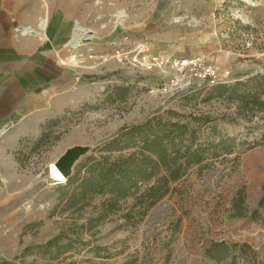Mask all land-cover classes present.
Returning a JSON list of instances; mask_svg holds the SVG:
<instances>
[{"label":"rangeland","instance_id":"obj_1","mask_svg":"<svg viewBox=\"0 0 264 264\" xmlns=\"http://www.w3.org/2000/svg\"><path fill=\"white\" fill-rule=\"evenodd\" d=\"M85 1L91 15L82 26L111 36L112 46L91 59L82 53L77 70L95 76V84L82 88L78 104L39 145V139L24 140L13 153V175L0 179V264H264V210L253 217L264 186V112L240 115L224 99L205 102V93L190 98L208 85L204 70L178 74L162 64L200 57L222 83L262 73L264 0ZM146 57L158 61L149 67ZM115 87L131 93L108 102L112 91H106ZM166 110L177 113L174 121L199 119L195 125L209 118L224 139L235 140L227 144L233 153L194 165L146 211L129 198L98 223L91 220L100 216L104 198L80 210L56 209L65 183L52 179L53 164L75 148H89L74 172L122 127ZM216 242L232 255L208 259Z\"/></svg>","mask_w":264,"mask_h":264},{"label":"trees","instance_id":"obj_2","mask_svg":"<svg viewBox=\"0 0 264 264\" xmlns=\"http://www.w3.org/2000/svg\"><path fill=\"white\" fill-rule=\"evenodd\" d=\"M106 93H109L107 101L115 103L125 100L131 89L115 87ZM203 93L205 102L224 99L236 104L240 115L264 112V71L235 83L203 84L189 97L197 100ZM175 115L177 113L173 110H166L150 116L141 123L122 127L99 144L60 187L56 209L61 207V212L84 209L92 200L101 197L104 198L101 214L91 220L98 223L119 211L120 202L129 198H135L146 211L174 191L173 185L187 176L191 167L202 165L209 157L217 159L224 153H233L231 144L235 140L224 139L218 128L210 124L212 120L209 118H203L204 123L195 125L199 119L174 121ZM60 120H51L44 126L37 145L48 137L47 130L58 126ZM208 130L210 136H207ZM260 210H264V186L257 209L253 212L254 218L259 216ZM238 216L246 215L240 213ZM53 243L50 242L49 247ZM231 255V248L224 242L213 243L206 251L207 258L216 262Z\"/></svg>","mask_w":264,"mask_h":264},{"label":"crops","instance_id":"obj_3","mask_svg":"<svg viewBox=\"0 0 264 264\" xmlns=\"http://www.w3.org/2000/svg\"><path fill=\"white\" fill-rule=\"evenodd\" d=\"M90 7L85 0H0V179L13 175L22 142L40 139L95 84L77 70L82 53L91 59L112 45L111 36L82 26Z\"/></svg>","mask_w":264,"mask_h":264},{"label":"built area","instance_id":"obj_4","mask_svg":"<svg viewBox=\"0 0 264 264\" xmlns=\"http://www.w3.org/2000/svg\"><path fill=\"white\" fill-rule=\"evenodd\" d=\"M143 53L145 50H141ZM144 64L148 65L149 67L151 65L156 64L158 61L157 58L153 57L151 59L149 58H144L143 59ZM168 64L172 70H174L178 74H185L189 71L197 70L198 68H202L204 70V78L209 79L208 85H216L218 83H222V80L218 78L216 70L212 66L207 67L205 64V60L200 57H184V58H173V59H168L166 62H162V64ZM223 83H225L223 81Z\"/></svg>","mask_w":264,"mask_h":264},{"label":"water","instance_id":"obj_5","mask_svg":"<svg viewBox=\"0 0 264 264\" xmlns=\"http://www.w3.org/2000/svg\"><path fill=\"white\" fill-rule=\"evenodd\" d=\"M89 148H84V149H80V148H75L74 150L69 151L68 154H66L64 157H62L58 164L57 167L61 170V172L63 173L64 177H65V182H67L68 178L72 175L73 173V168L76 164V162L79 159V156L85 152L88 151ZM58 182V181H56Z\"/></svg>","mask_w":264,"mask_h":264},{"label":"bare ground","instance_id":"obj_6","mask_svg":"<svg viewBox=\"0 0 264 264\" xmlns=\"http://www.w3.org/2000/svg\"><path fill=\"white\" fill-rule=\"evenodd\" d=\"M122 16V15H121ZM124 16L121 17V20H120V23H122V19H123ZM120 60V59H119ZM72 62L74 63H77L78 60H77V57L74 56L72 59H71ZM121 61V60H120ZM57 165L53 164V167L52 170H51V177L54 181H58L60 183H63L65 182V177L63 175V173L61 172V170L56 167ZM58 168V169H57Z\"/></svg>","mask_w":264,"mask_h":264}]
</instances>
